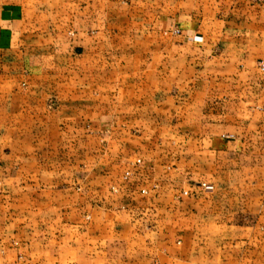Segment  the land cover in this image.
Masks as SVG:
<instances>
[{"label": "crops", "instance_id": "0c3cea01", "mask_svg": "<svg viewBox=\"0 0 264 264\" xmlns=\"http://www.w3.org/2000/svg\"><path fill=\"white\" fill-rule=\"evenodd\" d=\"M39 1L0 0V54L21 71L0 74V80L62 81L58 89L31 94L41 96L44 110L53 94L58 109L73 112L74 119L43 115L38 124L56 130L40 137V156L33 147L39 138L31 134L37 119L26 114L15 121L31 130L16 137L26 148L10 152L18 168L1 184L8 200L0 202V264H264V73L257 69L264 62V0H200V20L155 12L152 31L166 36L178 26L181 36L123 43L133 50L122 51L117 74L112 50L119 46L109 23L117 0H47L56 1L52 9ZM45 6L56 10L48 15L59 17L57 28L29 26L28 14L40 16ZM62 16L69 17L67 24L60 23ZM124 28L129 31L122 22L117 32ZM52 58L74 64L72 87L66 82L71 73H47ZM195 66L202 75L198 105L190 98L193 85L188 88L199 72ZM13 92L10 101L33 111L34 98L22 101ZM183 96L187 101L179 105ZM211 102L220 108L195 118V108L204 112ZM246 111L250 120L243 119ZM248 126L255 130L250 137H226ZM157 128L169 135L157 138L151 131ZM67 139L94 157L88 167L75 154L67 164ZM102 141L106 151L99 158ZM161 143L171 151H158ZM194 144L216 159L202 163L218 175L216 184L174 180L191 174L193 159L185 168L178 164L183 148ZM167 155L174 161L169 166ZM245 156L248 171L234 162ZM227 160L229 172H247L242 182L221 180ZM143 189L149 193L141 195ZM183 191L187 195L177 199Z\"/></svg>", "mask_w": 264, "mask_h": 264}, {"label": "rangeland", "instance_id": "374dc122", "mask_svg": "<svg viewBox=\"0 0 264 264\" xmlns=\"http://www.w3.org/2000/svg\"><path fill=\"white\" fill-rule=\"evenodd\" d=\"M41 3H46L45 5H49L52 9V5L56 6V1L55 2H47V0H43V1H39ZM249 2H253L252 0H249ZM48 3V4H47ZM117 3H119L118 8H115V17L113 20H111L109 23L113 24L114 26V34L112 36V39L115 41V43L117 44V46L119 47H115L113 48V55L115 57L114 62V70L115 73H120L121 72V64H120V57L122 54L123 50H133L132 48L130 49H124L122 48L121 45H123V43H131V41L134 40H153V39H166V37L168 38H179L181 36L182 30L181 28L174 27L172 31L165 33L166 36L162 35L160 36L159 33H155L154 31L151 30L152 25L155 22V17L154 15L155 12H160L162 11V15L166 14V13H171L174 11H178V16L177 18L179 20H190V19H198L200 20V14L201 12V4H200V0H117ZM255 3V1H254ZM39 4V3H37ZM253 4V3H252ZM49 6H45L43 9V14L38 16V15H32V14H28L27 16V20H29L28 25L29 26H33L35 25V27H39L41 26L42 29H44V27L46 26V24H50L52 26H54V29L57 28L58 25V19L59 17L57 15H54L51 13V15H48V12H53L56 10H51L48 7ZM104 5L102 3H100V7H103ZM160 6V7H159ZM116 7V6H115ZM119 11H118V10ZM120 15H119V14ZM191 13L196 14L197 16H191ZM124 16H123V15ZM62 18V19H61ZM65 18V20H64ZM60 23L63 24H67L69 21V17L66 16H62L60 17ZM124 23L125 26L129 25V31L127 30V28H124L123 31H119L117 32L118 26L121 23ZM52 29V28H50ZM55 31V30H54ZM57 32H51L48 33V35L46 36L47 38H53ZM52 34V35H51ZM101 56H104V50L102 49V52L100 54ZM99 55V56H100ZM4 56H2L0 54V74H5L8 75L10 72H21L18 65L15 64H11L7 61V59L3 58ZM3 58V59H2ZM2 60V62H1ZM259 64H263L264 62H259L257 64V69L259 70V73L263 74L264 71H261L259 69ZM73 67L74 64L71 61H67L66 63H64V61L60 58H52L48 60V63L46 65V71L47 73H58V72H69L70 74V80L66 81L69 84V87L73 86V80H72V73H73ZM104 67V66H103ZM199 71L194 75V79H193V84L189 85L188 88L193 85L194 88V95L190 96V98H192V103L194 105H198L201 103V93H202V75H200L201 73V66L200 67H194V71ZM59 82L62 81H58V80H51V79H39V80H35L34 83L32 81H28V80H24L22 78H19L17 80H11L10 78L6 79H2L0 80V89L1 94L3 97L0 96V169L1 170V175H0V190H1V184L4 183L9 176H5L6 174L10 173V171L15 168H18V161H12L9 159L10 156V152L11 151H15L18 149L19 151L21 150H25L26 148V144L25 143H16V137L18 136H25L27 134V130H31V129H26V128H20L17 123H15V121L20 120V121H24L26 114H32L34 115V120L35 121V127L32 129V136H34L35 138H39V140H37L36 142H34V153H38V155H41L42 152V143H40V137L43 135H53V130L56 129H52V128H43L40 124V121H42V119L47 116H49V118L52 120H57V119H61L63 118V116H65L68 119H74V113L73 112H65L62 113L58 108H59V103L57 101L56 96H53V94L49 96L48 101L46 102L47 106L45 107L44 110V106H41V102H39V100H41V96H38L36 94V92L32 95V89L35 88H43V89H51V90H55L58 89V84ZM185 83V82H184ZM184 83L182 82L181 85H179V88L183 89L182 91L186 90V85H184ZM180 84V83H179ZM49 85L51 87H49ZM14 89V91L16 93H18L19 95V99L24 101L25 100H29V97L34 98V104H33V111H30V109L28 110V112L26 113L23 111L25 108L23 107H17V102H12L9 100V95H8V91L9 89ZM13 92V93H15ZM55 93V92H53ZM183 94L185 92H182ZM189 99V98H188ZM187 101V97L183 96V97H179V105L181 104H185ZM208 107L204 108V112L202 106H197L198 108H195L194 110V115L195 118H202V114L204 115L205 110L206 112L208 111V109H210L211 111H215L218 110L217 107V103L215 102H211L210 104H207ZM220 108V107H219ZM221 110V109H220ZM49 111V115L46 116V112ZM247 113L244 114V118L243 119H248L250 120L251 115H249L250 111H246ZM260 113H264V107H262V109H259ZM64 114V115H63ZM206 114V113H205ZM44 115V117H43ZM200 123V122H198ZM197 124V123H196ZM254 129V128H253ZM252 128L245 127V128H240L237 129L235 131V133H233V131L227 132L226 133V137L229 139H232L234 136H240L243 135L246 138L250 137V135L255 134V130H253ZM63 131L65 132V134L67 135V138L69 137H73L72 135H75V133L73 132L72 128H67V129H63ZM62 131V132H63ZM152 133L158 137H164L166 135H169V131H167V128H161V129H156L155 130H151ZM201 131H197V134H200ZM29 134V133H28ZM86 135V133H83ZM67 142L65 146H67L64 149L65 152V158H67V164L70 162V164H73V159H68L69 155H71V157H73V154H75L76 162L77 163H81V166L83 168L88 167L90 165L91 161H94V157L89 155L87 152V150L85 149L84 146H82V148L79 147H75L73 146L72 142L67 139ZM158 147V151H166L169 152L171 151L170 146L168 144H156ZM246 151L249 152V150H251V146L247 145L245 146ZM82 153H79L81 152ZM98 153L97 156L100 158L101 155H103V153L106 151V146H105V142L102 141V144H99L98 147ZM180 151V150H179ZM203 148L202 145L199 144H194V145H188V147H184L182 150V156H181V160L179 162L178 165H181V167L185 168L186 164L189 160L193 159V170L191 171V174L189 175H182L181 177H175L174 180L177 181V183L180 184H194L196 183H202V182H207V183H212V184H216V182H218V175L215 173H213L212 171H208V170H204L202 169V163H205V159L208 163H217L216 159H214L212 156H207L206 154H203ZM161 153V152H160ZM187 153V155L185 154ZM190 153V154H188ZM204 155V156H203ZM248 155V154H246ZM80 156V158L78 157ZM187 156V157H186ZM170 155H167V159L163 160V162L169 166L170 163L173 164L174 161H171L169 159ZM204 158V160H203ZM93 159V160H92ZM70 160V161H69ZM237 164V167H241V169L243 170H249L250 167V160L248 158V156H245L244 159H239L234 161ZM254 162V161H252ZM259 164H262V161H258ZM13 163H17L16 166L13 165ZM141 164V161L139 160L136 161L135 165H139ZM231 162L229 160L226 161V173L224 176H221L223 180V182L225 183H239L242 182V178H243V174L247 173L246 171L240 172L238 175L234 174L233 172H229L228 170L232 169V166H230ZM233 165V164H232ZM264 166V163H263ZM230 167V168H229ZM168 171L170 170L169 168H167ZM239 171V170H238ZM124 180H127L130 178V174L127 172L123 175L122 177ZM204 185V184H202ZM155 190V187H153ZM141 195H147L149 192L148 190H141L140 191ZM183 193H186L185 195ZM3 194L0 193V202L1 201H5L8 200V198H3L2 196ZM187 192H181L180 196L177 197V199H180L183 196H186ZM12 246H15V244H12ZM21 258V257H20Z\"/></svg>", "mask_w": 264, "mask_h": 264}, {"label": "built area", "instance_id": "2783aa9c", "mask_svg": "<svg viewBox=\"0 0 264 264\" xmlns=\"http://www.w3.org/2000/svg\"><path fill=\"white\" fill-rule=\"evenodd\" d=\"M259 69L261 70V71H264V65L263 64H259ZM138 163H139V161H138ZM202 186H204V185H202ZM184 195L186 194V193H183Z\"/></svg>", "mask_w": 264, "mask_h": 264}]
</instances>
